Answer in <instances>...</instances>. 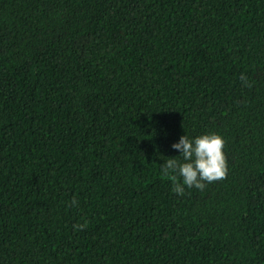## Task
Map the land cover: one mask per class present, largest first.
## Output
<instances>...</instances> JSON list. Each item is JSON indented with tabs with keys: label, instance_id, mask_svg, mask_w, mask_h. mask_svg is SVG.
Listing matches in <instances>:
<instances>
[{
	"label": "trees",
	"instance_id": "obj_1",
	"mask_svg": "<svg viewBox=\"0 0 264 264\" xmlns=\"http://www.w3.org/2000/svg\"><path fill=\"white\" fill-rule=\"evenodd\" d=\"M0 264H264V0H0Z\"/></svg>",
	"mask_w": 264,
	"mask_h": 264
},
{
	"label": "clouds",
	"instance_id": "obj_2",
	"mask_svg": "<svg viewBox=\"0 0 264 264\" xmlns=\"http://www.w3.org/2000/svg\"><path fill=\"white\" fill-rule=\"evenodd\" d=\"M224 144V138L216 132L195 137L185 134L174 141L171 147L179 151L181 159L169 158L161 164L165 174L172 172L179 177L174 179L172 191L183 194L185 186L203 189L205 182L223 178L227 172Z\"/></svg>",
	"mask_w": 264,
	"mask_h": 264
}]
</instances>
